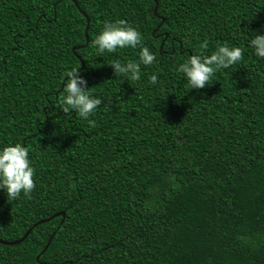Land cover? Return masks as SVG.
I'll return each instance as SVG.
<instances>
[{"label": "trees", "instance_id": "trees-1", "mask_svg": "<svg viewBox=\"0 0 264 264\" xmlns=\"http://www.w3.org/2000/svg\"><path fill=\"white\" fill-rule=\"evenodd\" d=\"M117 20L155 54L135 82L108 64L139 46L92 45ZM262 26L264 0H0V146L34 168L29 195L0 190V239L65 211L0 242V264H264ZM221 44L241 60L189 89L178 65ZM71 68L102 100L92 125L55 111Z\"/></svg>", "mask_w": 264, "mask_h": 264}, {"label": "clouds", "instance_id": "clouds-1", "mask_svg": "<svg viewBox=\"0 0 264 264\" xmlns=\"http://www.w3.org/2000/svg\"><path fill=\"white\" fill-rule=\"evenodd\" d=\"M92 45L96 54L114 53L118 49H135L139 46L138 59L123 62L116 59L108 64L114 77L119 76L125 80L138 81L141 65L148 66L155 62L154 52L142 45L140 32L124 21L104 22ZM202 47L207 48V42H204ZM248 47L256 57L264 58V31L251 30ZM241 57V47L221 44L211 54L188 56L178 65L177 71L187 80L189 89H201L213 81L217 71L230 68L240 61ZM63 78L66 83L63 85V95L57 98L55 111L59 108L64 114L74 112L89 125L94 124L89 117L97 106L102 104L101 98L91 94L90 87H86L87 81L78 68L67 70ZM157 81L158 76L155 73L148 77L149 84L154 85ZM33 176L34 168L27 147L19 142L0 146V190L6 194L8 200L16 199L21 193L29 195L34 187Z\"/></svg>", "mask_w": 264, "mask_h": 264}, {"label": "water", "instance_id": "water-1", "mask_svg": "<svg viewBox=\"0 0 264 264\" xmlns=\"http://www.w3.org/2000/svg\"><path fill=\"white\" fill-rule=\"evenodd\" d=\"M156 6H157V4L155 3L154 11L156 10ZM162 21H164V18H161V22H162ZM88 22H89V19H88V17L86 16V24H85V27H84L85 42H84L83 44H81V45L76 46V48H78V47H83V46L87 43V41H88V35H87ZM72 50L74 51V50H75V47H73ZM80 62H81V65H80L79 69H82V68H84V62H83L81 59H80ZM62 83H63V82H62ZM58 215H61V220H60V223H61L62 220H63V218H64V216H65V211H63V210L54 213V214L51 215L49 218H45V219H42V220H40V221L34 223L33 226L37 225V223L47 221V220L53 218L54 216H58ZM33 226L29 227V228L23 233V235H22L21 237H19L18 239L11 240V241H7V240L0 239V242H1V243H4V244H16V243L22 241V240L28 235V233L30 232V230L32 229ZM54 232H55V231H53V232L50 234V236L48 237V239H47V241H46L44 247H43L42 250L38 253L37 258H38V256H39V255H40V254H41V253L47 248V246L49 245V243H50V241H51V238H52Z\"/></svg>", "mask_w": 264, "mask_h": 264}]
</instances>
